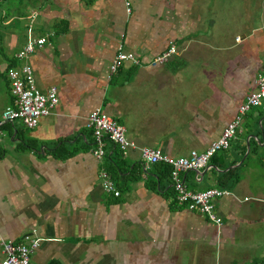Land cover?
I'll use <instances>...</instances> for the list:
<instances>
[{"label":"crops","instance_id":"obj_1","mask_svg":"<svg viewBox=\"0 0 264 264\" xmlns=\"http://www.w3.org/2000/svg\"><path fill=\"white\" fill-rule=\"evenodd\" d=\"M129 1V14L124 0L0 10V113L13 104L7 69L32 37L48 34L27 59L36 85L58 94L35 127H0V240L41 238L30 264H264V103L244 114L227 149L179 174L188 190L228 192L214 200L219 225L177 201L168 165L147 168L109 140L97 159L86 127L101 110L139 147L204 151L264 73V0ZM170 43L178 54L167 62H126L109 75L119 50L146 62ZM101 170L118 196L103 190ZM227 170L236 182L221 187Z\"/></svg>","mask_w":264,"mask_h":264},{"label":"built area","instance_id":"obj_2","mask_svg":"<svg viewBox=\"0 0 264 264\" xmlns=\"http://www.w3.org/2000/svg\"><path fill=\"white\" fill-rule=\"evenodd\" d=\"M124 5L129 14L131 11L130 1L124 0ZM36 16L37 11L32 9L31 17L35 18ZM47 36L48 34L30 38L15 55L18 60L22 61L21 65L7 69L13 104L6 106L0 113V127L6 122L19 119L27 128H33L37 125L39 118L48 114L50 109L58 103L57 87L52 85L44 92L39 90L33 69L27 62L29 56L47 42ZM176 54H178V50L173 43L146 62L130 52L119 50L110 63L109 75L115 73L126 62L140 67H154L167 62ZM254 86V90L238 106L233 119L225 125L219 137L212 141L204 151L191 150L188 156L172 157L159 149L139 147L127 137L125 127L113 116L101 110H93L86 118V127L91 131L94 139L92 154L97 159L103 158L106 155L105 141L109 140L118 148L122 156L130 150H137L147 168L156 163L168 165L177 201L185 204L189 210L202 213L208 220L219 225L222 218L216 212L214 200L228 192L217 188L198 192L188 190L179 174L186 170L199 171L203 169L216 152L229 147L230 141L235 138L241 125L244 114L251 108L264 103V73L257 75ZM99 174L103 190L113 196H118L120 192L110 173L101 170ZM41 241L42 239L38 237L22 242L1 239L3 258L0 259V264H30V255L39 247Z\"/></svg>","mask_w":264,"mask_h":264},{"label":"rangeland","instance_id":"obj_3","mask_svg":"<svg viewBox=\"0 0 264 264\" xmlns=\"http://www.w3.org/2000/svg\"><path fill=\"white\" fill-rule=\"evenodd\" d=\"M28 0H0V10L4 9L11 12V16L18 15L20 8H24ZM21 2L24 4L21 7ZM26 8V7H25Z\"/></svg>","mask_w":264,"mask_h":264},{"label":"trees","instance_id":"obj_4","mask_svg":"<svg viewBox=\"0 0 264 264\" xmlns=\"http://www.w3.org/2000/svg\"><path fill=\"white\" fill-rule=\"evenodd\" d=\"M232 170H227L226 172L222 173L218 179V183L221 187H228L229 186V179L231 182H236V178H230Z\"/></svg>","mask_w":264,"mask_h":264}]
</instances>
